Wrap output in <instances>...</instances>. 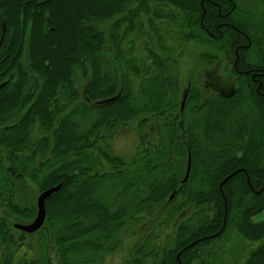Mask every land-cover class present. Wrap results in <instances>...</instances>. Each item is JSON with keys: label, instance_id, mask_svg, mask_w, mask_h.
<instances>
[{"label": "trees", "instance_id": "trees-1", "mask_svg": "<svg viewBox=\"0 0 264 264\" xmlns=\"http://www.w3.org/2000/svg\"><path fill=\"white\" fill-rule=\"evenodd\" d=\"M151 12L177 34L142 29ZM136 31L150 63L124 48ZM194 44L202 83L183 84ZM225 57L227 81L203 79ZM2 84L0 264H104L145 220L166 236L127 264H264V0H0ZM123 127L138 133L130 159L112 148ZM60 184L39 231L14 228Z\"/></svg>", "mask_w": 264, "mask_h": 264}, {"label": "rangeland", "instance_id": "rangeland-1", "mask_svg": "<svg viewBox=\"0 0 264 264\" xmlns=\"http://www.w3.org/2000/svg\"><path fill=\"white\" fill-rule=\"evenodd\" d=\"M152 7H153V9H152V11H153L154 8H156L157 6L152 5ZM162 8L164 11H166L168 13H174L177 15H178V13L179 14L182 13L181 11H179L175 8H172V7L163 6ZM177 15H176V17H177ZM179 18H180V16H179ZM149 19H151V21H153V22L156 21L158 24H160L161 29L166 28L165 35L168 33L177 34V32H178V29L174 25L173 22H170V24H169V22H166L165 19H162V18L156 19V16L152 15V12L149 15H143L140 19H138V25H141L142 29L144 28L145 30L149 31V27H150ZM162 22H163V25L161 24ZM110 25H111L110 22L105 23L103 25V29H105L108 32ZM141 36H142V32L140 33V32L136 31V32L132 33L128 39L126 38L124 40L125 41L124 42V48H126V50L132 51L133 55L135 56L136 59H138V60L141 59L144 63H150L151 59L148 57V54L145 51L147 41L145 39L142 40ZM165 43H167V45L168 44L172 45L175 50L177 49L176 43H178V42H176V37H175V40L173 42H171L170 40H166ZM148 45L153 46L152 42L149 43ZM195 45L196 44H194L193 48L190 49L191 50L190 52H192V54L194 55V58L190 59L192 61V65H191V61L189 60V57H191L189 54V51L187 54H185L187 56L184 55V57L182 58L183 60L181 61V64H180L181 71L186 72L185 75H182V82L184 81L183 84H185V82L188 81L187 76L189 75V73L193 75L192 77H194V78H192L193 83L195 82L197 85H199V83H202V81L198 82L199 80L197 78V76L201 75L200 70L196 73V71L193 72L190 69V67L192 69H195L196 66L194 67V63L198 58H200L199 56L203 51H205V48H203L201 46H195ZM191 46H192V44H188L185 48L184 43H183L184 50H186V49L189 50V48ZM155 49H158V47H155ZM196 64H197V67L199 68L200 64H202V63L199 61ZM230 68H231V58L226 59V57L223 58L222 62L219 64L216 63V64H213V65L207 67V68H204L202 65L203 79H204L205 74H207V72H212L208 75L209 77H207V78L210 81V83L212 81L214 82L215 78H214L213 72H216L217 74H220L221 76H223L224 80L227 81L226 77L227 78L230 77L229 76ZM232 79H233V83L236 82V79H234L233 77H232ZM80 85H81L80 91L82 93L85 92V89L87 87V83L85 81H83V79H81V78H80ZM234 86H237V84H234ZM211 87H212L211 89L208 88L206 91L207 92L214 91L213 84L211 85ZM185 89H186V87H182V89H181L182 95L184 94ZM137 134H138L137 131H135L134 129H131L129 127L128 128L123 127L120 130L118 129V132L115 135L114 140H113V144H112V146H113L112 148H113L114 153L121 156V157L130 159L134 155V153L136 152V149L138 146V135ZM39 194L35 193L33 195V197L35 198L36 208H37V198H38ZM186 215H187V213H186ZM263 219H264V212L260 216L255 217L254 222H260ZM149 226H150V223L147 220H145L144 222H142V224L138 225L137 228H133L131 230L132 234H124L122 236L123 242H122L121 247H119L118 250L116 252H114L112 255L107 257L104 264H127V261H128V259H130V256L133 253V248L136 244L145 240L146 238L150 239L149 236L154 237V239H157V236H161V235L166 236V234H157V233H159L160 228H154L155 234H142L141 231L146 230ZM236 241H237V239L234 236L232 241L228 245L232 246V244L235 243ZM54 257L55 256H53V258ZM223 259H224V262L226 264H237V261L240 260V257H238V256L229 257V255H223Z\"/></svg>", "mask_w": 264, "mask_h": 264}, {"label": "water", "instance_id": "water-1", "mask_svg": "<svg viewBox=\"0 0 264 264\" xmlns=\"http://www.w3.org/2000/svg\"><path fill=\"white\" fill-rule=\"evenodd\" d=\"M4 84L0 85V90L2 89ZM182 104V108H183ZM191 161L189 158L188 169L186 173L185 181L187 180L189 173H190ZM237 172L231 174L227 179H230L233 175ZM62 185H58L52 188H49L43 192H41L37 198V214L34 220L30 224H14V228L27 234H33L39 231L43 226L47 218V211H46V201L54 194L57 193L61 189Z\"/></svg>", "mask_w": 264, "mask_h": 264}, {"label": "flooded vegetation", "instance_id": "flooded-vegetation-1", "mask_svg": "<svg viewBox=\"0 0 264 264\" xmlns=\"http://www.w3.org/2000/svg\"><path fill=\"white\" fill-rule=\"evenodd\" d=\"M186 56V55H185Z\"/></svg>", "mask_w": 264, "mask_h": 264}]
</instances>
